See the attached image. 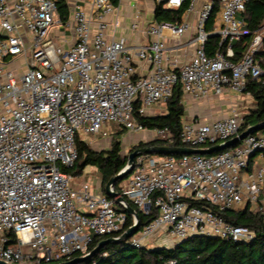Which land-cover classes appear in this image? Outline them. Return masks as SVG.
Instances as JSON below:
<instances>
[{
  "label": "built area",
  "instance_id": "built-area-1",
  "mask_svg": "<svg viewBox=\"0 0 264 264\" xmlns=\"http://www.w3.org/2000/svg\"><path fill=\"white\" fill-rule=\"evenodd\" d=\"M248 1L154 0L167 10L186 5L177 21L147 22L141 27L147 42L129 45L124 36L107 35L112 0H91L89 11L73 10L74 40L64 48L53 42L52 28L62 24L56 0H0L1 261L55 264L87 255L94 236L117 238L125 231L126 200L144 215L157 210L128 238L134 247L155 238L171 246L194 235L254 238L253 229L220 212L264 205V135L248 134L211 154L138 155L118 181L115 191L123 199L117 202L87 181L75 189L64 170L77 158L76 135L110 139L113 126L168 137L166 128L140 124L134 110L151 115V106L165 103L177 85L191 100L228 91L251 97L248 79L264 85V56L257 58L264 52V17L251 30ZM138 17L131 29L140 28ZM212 37L217 41L210 48ZM190 45L189 58L179 62ZM245 113L232 104L221 118H183V147L207 148L238 135Z\"/></svg>",
  "mask_w": 264,
  "mask_h": 264
},
{
  "label": "trees",
  "instance_id": "trees-1",
  "mask_svg": "<svg viewBox=\"0 0 264 264\" xmlns=\"http://www.w3.org/2000/svg\"><path fill=\"white\" fill-rule=\"evenodd\" d=\"M117 2V0H112ZM57 12L61 21H65L68 15V6L64 0H56ZM184 4L178 10H167L161 6H156L154 19L160 21H177L185 8ZM245 18L248 27L254 30L264 17V0H249L246 4ZM1 37V34H0ZM246 41L249 37L245 38ZM217 41L216 37L209 40L211 48ZM239 49L243 48L242 42L237 43ZM264 56L260 52L257 58ZM261 62L264 64V60ZM245 92H249L253 100V106L243 115L242 122L238 128L239 132L244 131L252 125L264 121V85L257 80L248 79ZM183 92L177 85L172 95L165 102V113L159 115L141 116L134 110L136 120L148 129L166 128L169 136L166 138H154L149 141H139L133 145L129 151L134 149L149 147L154 145H167L183 147L180 139L182 118L185 106L182 101ZM140 102L134 103V109ZM124 129H117L115 133H121ZM264 133V128L260 130ZM110 145L104 149H93L79 135H76L75 145L77 158L70 167L64 170L73 176L81 175L86 166H95L99 172V187L104 192V185L110 177L120 171L126 164L127 155H121L122 141L113 137L109 140ZM156 154V153H152ZM165 155V154H161ZM178 157L179 155L174 154ZM118 181L114 184L117 190ZM138 214L140 225L147 224L157 215V210L152 209L150 214L144 215L131 201L126 200ZM220 215L228 222L235 225H246L254 230V238L249 241H232L207 235H194L174 243L171 246L155 247H134L128 239L119 241H109L91 257L76 264H264V209L252 211L247 203L236 209L224 210ZM132 223V217L127 213L125 227ZM10 238L8 245L15 243L12 233H8ZM108 236H94L88 250H92L102 239ZM74 256H77L74 255ZM72 256V257H74ZM72 259V258H71Z\"/></svg>",
  "mask_w": 264,
  "mask_h": 264
},
{
  "label": "crops",
  "instance_id": "crops-1",
  "mask_svg": "<svg viewBox=\"0 0 264 264\" xmlns=\"http://www.w3.org/2000/svg\"><path fill=\"white\" fill-rule=\"evenodd\" d=\"M68 6V15L65 21H62L61 25L54 26L52 28L53 39L56 40L58 45L68 48L73 40V30H72V19L71 14L75 8L81 7L85 11L91 9V0H64ZM113 2V1H112ZM114 11L111 15L108 16L107 20L109 21V26L107 29V35L113 37L114 39L124 36L127 38V43L129 45H138L144 44L147 42V36L141 29L147 22L154 20V10L156 8L154 0H117L113 2ZM135 15H138L137 24L140 27L139 29H131L130 25L134 20ZM117 20V25L114 26L113 22ZM190 33L185 34L181 41H186L189 38ZM193 45H190L187 49L188 54H183L182 51L179 55V62L187 60L189 54L193 50ZM136 62H138L136 60ZM145 70H141L144 72ZM217 97H207L200 100H191L190 107L185 108L184 117L186 118L189 115H198L203 120H212L224 117L227 112L222 111L220 107L213 105V102ZM189 99V98H188ZM165 107V103H156L150 108L151 115H159L165 112H162V109ZM182 118V120H183Z\"/></svg>",
  "mask_w": 264,
  "mask_h": 264
},
{
  "label": "water",
  "instance_id": "water-1",
  "mask_svg": "<svg viewBox=\"0 0 264 264\" xmlns=\"http://www.w3.org/2000/svg\"><path fill=\"white\" fill-rule=\"evenodd\" d=\"M264 128V121L249 126L244 131L240 132L238 135L228 139L227 141L215 144L207 148H192V147H177V146H167V145H154L149 147H142L138 149H134L133 151L129 152L127 154V160L125 166L118 171L115 175L109 178V180L104 185V192L107 196L111 198H115L116 202L119 200H122L123 198L118 195V192L113 190L114 184L126 177L134 168V160L135 157L141 154H165V155H182V154H211L214 152H217L219 150L234 146L237 144L241 139L246 137L248 134L255 133L261 129ZM125 211L133 215L135 218V223L130 225L123 231L117 238L108 237L106 239H102L92 250L89 251L87 255L84 256H76L72 259L61 261L55 264H76L79 262H82L86 260L87 258L93 256L102 246L103 244L109 242V241H119V240H126L128 239L132 234H134L136 231H138L140 225V220L138 217L137 212L133 207H131L129 204H126ZM0 264H8L0 260Z\"/></svg>",
  "mask_w": 264,
  "mask_h": 264
},
{
  "label": "rangeland",
  "instance_id": "rangeland-1",
  "mask_svg": "<svg viewBox=\"0 0 264 264\" xmlns=\"http://www.w3.org/2000/svg\"><path fill=\"white\" fill-rule=\"evenodd\" d=\"M54 44L58 45L56 43V40L53 39ZM183 104L186 107H190V99H188V96L183 94L182 97ZM232 104H236V108L239 112H247L250 107L253 106V100L251 97H248L245 93L235 92V91H228L226 93H223L221 96L216 98V100L213 102V105L216 107H220L222 111L227 112V114H231L232 112ZM162 112H165V107L162 109ZM113 130L111 137L115 139H119L122 141L121 146V155L126 156L128 154L129 149L137 144L139 141H149L151 139H154L151 134L146 135V132H138V133H130L126 130H123L121 133H115L116 127H111ZM259 135H264V133L257 131L255 132ZM83 139L88 142L89 146L93 149L99 150L107 148L110 143V139L103 138L100 134H88L83 135ZM259 158V157H257ZM84 181H87L90 185H93L96 187L97 191L99 193H103L101 191V188L98 186L99 184V172L95 166H86L83 170V173L81 175L73 176L71 181V186L75 189H78L80 187V184ZM98 186V188H97ZM262 210L264 209V205H262ZM260 208H257V206H254L252 208V211L261 210ZM146 247H155L160 246V242L157 238L155 239H149L144 244Z\"/></svg>",
  "mask_w": 264,
  "mask_h": 264
}]
</instances>
